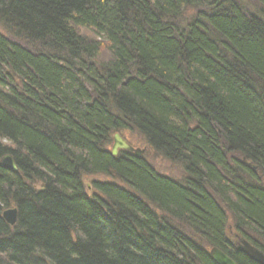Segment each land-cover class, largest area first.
Returning a JSON list of instances; mask_svg holds the SVG:
<instances>
[{"label":"trees","instance_id":"1","mask_svg":"<svg viewBox=\"0 0 264 264\" xmlns=\"http://www.w3.org/2000/svg\"><path fill=\"white\" fill-rule=\"evenodd\" d=\"M251 1L255 13L0 0V161L16 166L0 162V264H215L206 246L254 264L227 230L264 252V0ZM117 132L183 181L111 156ZM97 175L112 181L88 194L82 178Z\"/></svg>","mask_w":264,"mask_h":264},{"label":"rangeland","instance_id":"2","mask_svg":"<svg viewBox=\"0 0 264 264\" xmlns=\"http://www.w3.org/2000/svg\"><path fill=\"white\" fill-rule=\"evenodd\" d=\"M238 3H240L243 8H246L249 12L251 13H255L257 12L256 7H254L253 2L251 0H236ZM187 14V13H186ZM192 13L187 14L183 20H186L189 15H191ZM1 32V30H0ZM116 135H120L127 143H129L130 146L136 148V149H144V156L145 159L148 161V163L155 168L156 172L159 173L160 175H164L166 177L171 178L172 180H176V181H183V179L185 178L183 175V168L181 166H178L175 163H169L167 162L165 159L156 156L154 154V152L152 150H150L145 144L144 142L141 140L140 137L136 136L135 134H131L129 132H117L115 133ZM115 134H112L113 136L111 137V141L108 144L107 147H109V149L111 150V146H112V140ZM82 181L84 183V186L86 188V192H88V194H94V192L92 191V183L93 182H97V181H101V182H109L112 181L110 178H106L104 176L101 175H97V176H86L82 178ZM12 208V207H10ZM160 214V213H159ZM161 216V214H160ZM228 230V239L229 241H234L235 242H242L244 239H241L240 236H238V239H235L233 237V234H235L234 230H232V226L231 224L228 225L227 227ZM205 246V245H204ZM206 248H208L206 246Z\"/></svg>","mask_w":264,"mask_h":264},{"label":"water","instance_id":"3","mask_svg":"<svg viewBox=\"0 0 264 264\" xmlns=\"http://www.w3.org/2000/svg\"><path fill=\"white\" fill-rule=\"evenodd\" d=\"M112 148L110 150V155L115 157L119 151L132 153L135 157H143V154L145 152L144 149H136L129 145L120 135H114L112 140ZM1 166L5 170H9L11 172L16 171L15 163L13 162L10 155L7 154V156H4L1 159ZM17 211L15 208H10L7 210H4L2 213V218L8 224L9 226H13L16 223L17 220ZM236 250L240 252L241 254L245 255L248 260H250L253 263L256 264H264V254L257 250L256 248L251 247V245L246 241L243 240L237 247ZM210 258L213 260L215 264H238L234 260H232L228 255H226L224 252H220L216 248L210 249Z\"/></svg>","mask_w":264,"mask_h":264},{"label":"bare ground","instance_id":"4","mask_svg":"<svg viewBox=\"0 0 264 264\" xmlns=\"http://www.w3.org/2000/svg\"><path fill=\"white\" fill-rule=\"evenodd\" d=\"M240 4V3H239ZM240 6L241 7H243L241 4H240ZM249 243V242H248ZM250 244V243H249ZM251 245V244H250ZM251 247H253L252 245H251ZM213 248V247H212ZM253 248H256L255 246L253 247ZM210 249H211V247L210 248H206V250H207V253H209L210 252ZM257 250H259L258 248H256ZM235 251L236 252H238L236 249H235ZM259 251H261V250H259ZM263 254H264V252L263 251H261ZM238 253H240V252H238ZM241 254V253H240ZM242 256H245V255H243V254H241ZM209 256H210V253H209ZM246 257V256H245ZM247 258V257H246ZM250 261V260H249ZM251 262V261H250ZM255 264V263H254Z\"/></svg>","mask_w":264,"mask_h":264},{"label":"flooded vegetation","instance_id":"5","mask_svg":"<svg viewBox=\"0 0 264 264\" xmlns=\"http://www.w3.org/2000/svg\"><path fill=\"white\" fill-rule=\"evenodd\" d=\"M233 237H234L235 239H238V235H236V234H233ZM240 243H241V241H240V242H235V243H234V241H231V246L234 247V249H236V247H237Z\"/></svg>","mask_w":264,"mask_h":264}]
</instances>
